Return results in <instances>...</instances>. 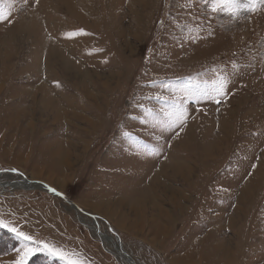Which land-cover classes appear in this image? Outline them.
<instances>
[{"label":"rangeland","instance_id":"rangeland-1","mask_svg":"<svg viewBox=\"0 0 264 264\" xmlns=\"http://www.w3.org/2000/svg\"><path fill=\"white\" fill-rule=\"evenodd\" d=\"M0 11V169H18L0 171V218L90 264H264V5L0 0ZM219 76L220 104L189 101L183 131L166 127L177 85ZM17 180L40 188L5 184ZM24 243L0 228V264ZM27 264L63 261L34 252Z\"/></svg>","mask_w":264,"mask_h":264},{"label":"snow or ice","instance_id":"snow-or-ice-1","mask_svg":"<svg viewBox=\"0 0 264 264\" xmlns=\"http://www.w3.org/2000/svg\"><path fill=\"white\" fill-rule=\"evenodd\" d=\"M38 2V0H37ZM206 4L209 0H205ZM212 5V11H223L230 13L231 15L240 14L241 10L256 11L257 3L264 5V0H210ZM10 17V13H8ZM7 19L5 13L0 11V20ZM84 33L83 29L78 31L66 33L67 36L72 37ZM96 51H103L102 49H96ZM230 80L226 76H219L216 79L204 80L199 82H194L192 77H189L187 82L177 85V89L182 93V96L174 98L171 101V108L165 112V116L168 118L166 122V127L169 129L179 128L183 131V125L186 124L189 113L187 104L189 101H194L200 103L201 101H214L216 104H220L224 98L228 95V85ZM167 87V85H164ZM156 99H164L163 97L157 95ZM143 107V105H139ZM147 115H153L152 110H147ZM179 134V133H177ZM124 135L131 141L135 142L136 138L133 137L131 132H125ZM136 147L141 151L155 152L156 149H148L147 146L142 144H136ZM253 168L256 167L255 164L252 165ZM0 171H12L17 172L18 169H0ZM49 191L56 196L64 197L65 193L60 192L55 187L49 188ZM0 228H6L12 232L18 239L22 240L24 246L21 249H17L18 258L12 261V264H27L28 258L34 254V252H47L50 256L55 257L61 261L63 264H90L86 261L82 254L74 249H65L58 247L56 245H50L42 240H34V238L27 233L19 230L18 228L11 226L10 222L5 221L0 218ZM29 243H34L35 248L29 247Z\"/></svg>","mask_w":264,"mask_h":264},{"label":"bare ground","instance_id":"bare-ground-1","mask_svg":"<svg viewBox=\"0 0 264 264\" xmlns=\"http://www.w3.org/2000/svg\"><path fill=\"white\" fill-rule=\"evenodd\" d=\"M183 169V168H182ZM182 169H179V167L177 168V170L178 171H181ZM0 184H2L1 182H0ZM5 184H7V185H12V186H20V187H24V188H40V186L39 185H37L36 183H30L28 180H17V181H15V182H6ZM42 188V187H41ZM165 188V187H164ZM166 190H169V188H165ZM250 189V188H249ZM163 190V189H162ZM64 200H65V196L64 197H62ZM68 202V201H67ZM71 207H75L74 205L72 206L71 205ZM93 227H95V225L93 226ZM95 230L97 231V229L95 228ZM98 232V231H97ZM99 236L103 239V240H106V241H110V242H112V239L108 236V235H106V234H103V233H100L99 232ZM114 245H115V247L116 248H118L117 247V242H114L113 243ZM119 250V249H118ZM120 253V252H119ZM123 254V253H122ZM121 254V256L122 257H124V260H126L127 261V259L128 258H126V254L124 255H122ZM130 263V262H129Z\"/></svg>","mask_w":264,"mask_h":264},{"label":"water","instance_id":"water-1","mask_svg":"<svg viewBox=\"0 0 264 264\" xmlns=\"http://www.w3.org/2000/svg\"><path fill=\"white\" fill-rule=\"evenodd\" d=\"M65 200H67L68 201V199L65 197ZM71 205L73 206L74 204L73 203H71ZM75 206V205H74ZM76 207V206H75Z\"/></svg>","mask_w":264,"mask_h":264}]
</instances>
